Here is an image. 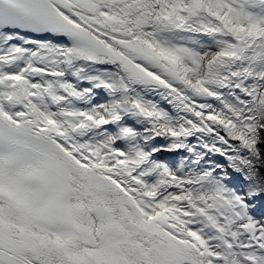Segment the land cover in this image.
<instances>
[{
    "label": "snow or ice",
    "instance_id": "snow-or-ice-1",
    "mask_svg": "<svg viewBox=\"0 0 264 264\" xmlns=\"http://www.w3.org/2000/svg\"><path fill=\"white\" fill-rule=\"evenodd\" d=\"M0 264H264V0H0Z\"/></svg>",
    "mask_w": 264,
    "mask_h": 264
}]
</instances>
